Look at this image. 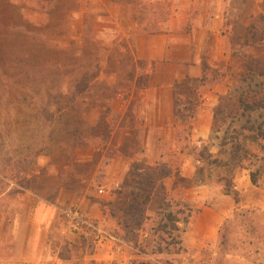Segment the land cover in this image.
Segmentation results:
<instances>
[{"label":"rangeland","instance_id":"1","mask_svg":"<svg viewBox=\"0 0 264 264\" xmlns=\"http://www.w3.org/2000/svg\"><path fill=\"white\" fill-rule=\"evenodd\" d=\"M211 3L221 17H191L187 27L216 22L217 38L228 46L227 55L214 62L225 74L236 75L242 70L234 54L238 42H258L262 49L254 53L264 54V0ZM178 4L0 0V213L19 211V198L29 193L58 200L61 211L76 207L86 192L104 194L107 172L119 152L137 153V138L146 131L140 115L128 106L148 83L153 66L133 55L129 44L138 33L130 27L161 32L172 21L165 15ZM143 8L148 10L144 15L152 16L138 12ZM121 139L118 147L115 143ZM140 159L144 157L134 158ZM135 165L143 166L136 163L132 168ZM165 172V167L160 169ZM159 180L147 194H136L135 204L147 200L153 201L149 209L161 205L168 194ZM185 188L189 198L192 187ZM172 195L175 201L184 199L180 192ZM138 213L134 211L133 218ZM229 220L214 242L191 243L173 233L167 251L160 253L151 244V259H138L137 264H264V209L235 211ZM150 228L148 221L145 229Z\"/></svg>","mask_w":264,"mask_h":264},{"label":"crops","instance_id":"2","mask_svg":"<svg viewBox=\"0 0 264 264\" xmlns=\"http://www.w3.org/2000/svg\"><path fill=\"white\" fill-rule=\"evenodd\" d=\"M167 1L171 0H138L140 5ZM173 1L179 4L173 13L165 15L172 19L166 29L151 32L139 25L130 27L138 33L129 44L133 55L143 64L153 66L148 83L135 92L128 106L130 112L140 115V125L146 131L145 137L139 135L137 138V153L119 152L107 172L108 185L104 194L86 192L76 206L89 220L98 223V230L73 232L58 200L26 191L30 196L19 198L22 207L19 211L0 213V264H136L138 259L148 261L151 258L141 254L139 249L149 237L145 229L148 219L160 211L162 203L149 209L153 201L135 204L134 198L138 193L147 194L149 189L153 190L159 183L156 178L162 181L168 198L175 197L172 195L175 191L180 192L183 201L197 211L184 234L191 243L216 241L221 227L233 218L235 211L264 209V186H254L247 169L239 170L234 180V190L241 200L239 205L232 196L223 194L220 186L194 182L198 166L196 150L212 141L215 113L220 100L228 93L232 75L225 74L214 62L221 54L227 55L228 46L222 45V38H217L216 22L190 29L186 24V19L191 17H221L219 8L211 3L215 0ZM147 11L138 10L144 17H151V14L144 15ZM244 15L241 11L239 17ZM177 18L181 20L175 23ZM231 46L229 43L228 48L232 49ZM247 52H251L249 48ZM237 61L241 64L238 58ZM211 70L216 71L215 74L224 73L225 79L213 80ZM203 77H206L204 81ZM152 133L155 140L148 138ZM123 141L115 144L119 147ZM212 146L216 154L218 143L212 141ZM136 156L144 159L136 161ZM136 163L143 166L132 168ZM163 167L167 172L161 174ZM155 169L158 175H154ZM112 184L114 193L111 195ZM186 186L192 187L189 198L185 196ZM136 210L139 213L135 219L133 212Z\"/></svg>","mask_w":264,"mask_h":264},{"label":"trees","instance_id":"3","mask_svg":"<svg viewBox=\"0 0 264 264\" xmlns=\"http://www.w3.org/2000/svg\"><path fill=\"white\" fill-rule=\"evenodd\" d=\"M237 44L239 49L234 54L241 62L242 70L231 76L228 93L220 100L215 113L211 140L218 143V152H212V141L196 150L198 166L194 182L220 186L223 194L232 196L239 205L240 196L234 190L238 171L249 170L254 186H261L264 179V54L254 53L262 49L258 42L246 40ZM248 48L252 52H247ZM211 72L213 80L225 79L224 73ZM205 79L203 77V81ZM192 218L193 208L189 203L166 197L160 211L148 219L151 221L149 237L141 244L140 253L145 256L154 253L149 250L151 244H156L160 253L167 251L173 243H170L172 234L187 233ZM228 222L230 220L222 228Z\"/></svg>","mask_w":264,"mask_h":264},{"label":"built area","instance_id":"4","mask_svg":"<svg viewBox=\"0 0 264 264\" xmlns=\"http://www.w3.org/2000/svg\"><path fill=\"white\" fill-rule=\"evenodd\" d=\"M63 216L68 220L72 231L75 233L85 229L98 230L99 228L97 222L89 220L83 211L77 207L63 210Z\"/></svg>","mask_w":264,"mask_h":264}]
</instances>
